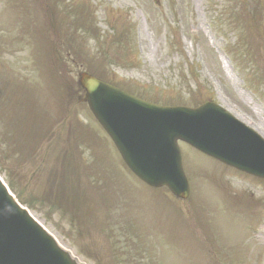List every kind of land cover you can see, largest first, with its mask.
Masks as SVG:
<instances>
[{"label":"rangeland","instance_id":"374dc122","mask_svg":"<svg viewBox=\"0 0 264 264\" xmlns=\"http://www.w3.org/2000/svg\"><path fill=\"white\" fill-rule=\"evenodd\" d=\"M51 1L0 0V30L7 32L4 38L13 35L7 39V55L0 58V174L15 184L13 192L21 195V201H30L36 219L86 264H232L234 257L233 264H264L263 180L181 144L191 178L190 197L178 200L165 190L153 192L128 172L113 143L80 101L83 94L76 84L80 66H87L161 103L213 99L264 136V0H62L65 8L58 10L63 22L57 15L50 16L57 12ZM71 7L85 19L88 8L99 39L83 41L86 53L74 50L66 57L61 56L65 51L58 39L67 40L78 24L68 18ZM237 10L241 20L233 18ZM222 12L232 21L221 20ZM22 19L28 23L21 27L28 39L19 44L15 39L23 38L15 35ZM31 27L34 39L39 27L46 28L47 38L29 39ZM235 41L250 46L248 62L232 53ZM48 43L55 48L53 57L62 63L58 69L72 85L62 104L40 77L52 58L38 49ZM26 88L33 97L34 91L39 93L34 105L41 125L48 124L47 117L52 123L36 149L30 150L32 154L21 156L18 151L25 148L19 147V141L31 134L23 133L21 123L18 136L16 118L20 120L25 111L22 115L17 111L21 104L14 96ZM9 118V123L3 121ZM75 121L88 127L84 134L99 139H94L97 145L85 148L86 154L82 152L78 180L89 186V178H105L103 193L109 195L112 188L129 209H123L115 196L119 211L108 215L94 184L90 185L91 213L86 217L83 213L71 221L51 201L43 202L48 185L55 181L51 177L59 180L64 175L67 153L72 155L82 139L71 135ZM84 141L91 142L90 138ZM66 173L74 174L69 169ZM110 225L117 235L109 239L103 228Z\"/></svg>","mask_w":264,"mask_h":264},{"label":"water","instance_id":"95a60500","mask_svg":"<svg viewBox=\"0 0 264 264\" xmlns=\"http://www.w3.org/2000/svg\"><path fill=\"white\" fill-rule=\"evenodd\" d=\"M84 80L85 84H89L90 92L93 89L92 86L98 83L94 79H88L87 76L84 77ZM112 96L114 98L118 97L116 93H112ZM211 111L210 107H206L202 112L196 113L182 108H148L143 110L142 113L145 117L150 118L144 122V124L149 126L157 120L159 113L165 116L164 121L167 122L183 118L184 123L188 126L189 121H196L198 127L192 128V131L195 132L198 140L188 134H182V137L194 142L199 148L212 153L218 152L217 149L222 146L223 152L220 149L217 155L236 165H242L241 161H244L245 157V148L238 143L247 144L253 149L264 153V143L251 131L244 129L238 122L230 121L229 119H226L227 122L223 119L215 122L205 120V118L213 114ZM98 117L119 144L118 146L124 152L125 158L128 159V153L131 155V152L135 155H131L130 162L138 171L155 172L154 178L164 181L166 177L175 173L178 168L180 169V155L175 147L167 145V148H162L160 155L157 153V158L144 155L143 157L146 159L142 160L140 157L137 159L135 157L139 155L140 147L130 137L123 135L128 128L117 126L113 113L102 112L98 114ZM138 119L143 121L144 118L143 116H138ZM128 120L132 123L135 122L130 117ZM136 128H140L142 131L148 130L139 125H136ZM233 133L237 136H232ZM262 174L264 175V173ZM143 176L147 178L146 175ZM173 191L181 197H185L188 193L187 189L177 190L173 188ZM0 264H75L56 245L50 235L39 228L24 211H20L14 206L1 184Z\"/></svg>","mask_w":264,"mask_h":264}]
</instances>
